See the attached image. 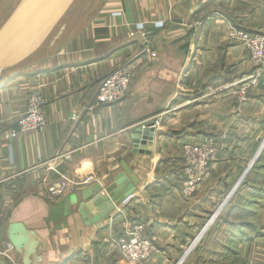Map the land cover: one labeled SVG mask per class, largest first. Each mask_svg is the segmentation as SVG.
<instances>
[{
    "label": "crops",
    "instance_id": "1",
    "mask_svg": "<svg viewBox=\"0 0 264 264\" xmlns=\"http://www.w3.org/2000/svg\"><path fill=\"white\" fill-rule=\"evenodd\" d=\"M227 1L105 0L94 14L68 22L62 37L25 76L0 85V261L22 264L23 255L7 239L9 225L22 223L39 241V259L32 257V264H126L109 241L143 224L155 250L149 264H179L215 213L182 202L188 180L182 176V145L216 135H254L259 145L264 136V74L243 100L237 92L248 84L245 50H222L223 64L215 71V43L224 39L220 27L226 29L231 18L215 15L212 8ZM18 2L0 0V18ZM237 19L246 31L264 34L262 8ZM231 61L238 63L233 81L225 72ZM118 68L133 76L128 93L117 103L98 105L100 80ZM33 91L45 102V126L19 131L11 119L25 111ZM152 119L159 126L153 145L145 148L150 155L134 153L130 132ZM49 161L62 164V175L79 183L58 202L46 200L44 190L32 185ZM121 163L138 179L134 193L104 219L87 225L77 210L83 191L94 184L103 189L109 178L124 173ZM219 169L216 180L224 187L229 179L224 159L217 158L204 182ZM252 175L261 189L255 193L263 201L260 207L223 209L209 228L211 238L203 241L214 250L207 257L192 254L180 264H232L236 259L237 264H259L264 257V168ZM243 212L251 216L232 223L230 217ZM232 246L239 248L233 257Z\"/></svg>",
    "mask_w": 264,
    "mask_h": 264
},
{
    "label": "rangeland",
    "instance_id": "2",
    "mask_svg": "<svg viewBox=\"0 0 264 264\" xmlns=\"http://www.w3.org/2000/svg\"><path fill=\"white\" fill-rule=\"evenodd\" d=\"M8 1L9 0H6V2ZM104 1L105 0H77L75 4L71 7V9L68 11L66 16L63 18L61 23H68L74 20L80 21V18H82V20L84 18H87L88 16L94 14L95 13L94 11L96 10V8H98L100 3H103ZM223 3L224 4H221V5H218L212 8V11L214 12L215 15L219 16L222 14H226L227 16L231 18L230 24L228 23L226 24L227 25L226 29L224 28L222 29V26L220 27V31L222 30V33H224V39H222L220 42H218V39H217V42L215 43L216 49L218 52L215 71H218L219 68L221 70V66L223 64V61H222L223 58H222V52H221L222 50L226 51L228 47H233V46H238V47H241L243 50H245L246 52L245 63L248 65L247 74H246L247 76L246 79L248 80L247 81L248 84H244L243 86H240L237 92L238 94L237 96H240V97L242 96V99L244 100L245 98L244 95L246 96L249 94V91L253 88V85L256 84L259 78L264 74V58L254 59L253 53L250 47H247L245 42L243 43L241 39H238L235 32L247 34V36H261V37H264V34L250 33L246 31L243 26V24L245 25V23L239 22L237 19V16L241 14H246V16L248 17L255 10H258L260 8L264 10V0H229ZM2 4L3 3H1L0 5ZM11 9L12 7L8 8L7 14L1 15L0 26L2 25L1 22L5 21L6 18L9 16ZM1 10H3V7H1ZM252 17H255V16H252ZM241 19H245V18H241ZM248 22L249 21L247 20L246 25H248ZM239 27H241L244 30L237 29ZM56 32L57 30H55L53 34H55ZM42 51L44 50L41 48L40 51L35 56L36 60L45 54V52H42ZM257 52L261 53L262 56H264V47H258ZM235 64L238 65V63L234 61H231L230 65L228 63L225 64L226 65L225 72L231 78L232 81L236 79L234 77V74L236 73L237 65ZM251 74L253 75L252 77H250ZM19 78L21 77L14 78L13 81L20 80ZM132 79H133V76L131 75L130 82H132ZM19 87H23V86L20 85ZM16 88H10L9 91L15 90ZM33 95H36V91L30 92L28 96L26 97L25 111L22 114H19L16 117V119L15 118L11 119V124L15 125L17 130L19 131H22L20 129L22 117L23 115L29 113L28 112L30 110L29 102H30V98ZM110 104H113V103H110ZM28 131H31V130H28ZM257 137L258 136H254V135L250 137L249 136L248 137H243V136L224 137V136L216 135V136L207 137V139L200 140L194 145L201 147L200 149L201 154L205 152L208 154L209 162H205V164H202L199 159H191L192 157L189 154V149H190L189 144L182 145L181 147V151L183 154L182 176L184 179L188 178L186 182L187 186L185 185L182 186L183 187L182 192L184 195V198H182L183 200L182 202L188 203L187 205H184V206H190V204L193 203V206H198L200 208H205V209L214 208L215 213H214V216L210 217L204 224H202L203 226L200 227V229L196 232V236L190 243V247L186 249V251L182 254V259L179 261V264L181 261L184 262V260L187 257H190L192 254L195 257L196 255H198V257L199 256L207 257L209 253L211 252V250L212 251L214 250L213 248L205 245L203 241H207V239L211 238L212 233L211 231L209 232V228L214 223V220L217 217H219L218 215L223 212L222 211L223 209L240 208L241 210L242 209L248 210L249 208L254 207V206L260 207V205L263 203V201L258 199V197L255 194V193L260 192L261 189L260 187L257 186V182H256L257 178L255 179V176L252 175L255 172V170L259 168H264L263 166L264 159H261L262 162L261 161L259 162L260 157L263 153L262 151H264L263 150L264 136L261 138L260 144L255 145ZM238 142H240L239 145H238ZM228 148H231L232 152L230 154L226 153V149ZM234 150H236V152H233ZM223 155H224V158H223ZM217 158L218 160L219 159L225 160V169H223V172H225V175H226L225 180L229 178L228 179L229 182L228 181L225 182L224 187L222 186L221 183H217V180H216L218 177H221L222 175L221 169L218 170L219 174L214 175V179H210L207 183L204 182L207 179L206 177L208 176V173L211 169V165L214 164V162H217ZM51 161L53 162V160ZM51 161H49V163H47L46 166L45 165L43 166V172L41 173L40 177L36 181L32 182L33 187L35 188L37 187L38 190H44L43 194H45L44 197L46 198V200H48L47 194H48L49 187L55 186V185L60 186L64 178L66 179L70 178V177L62 175V172H63L61 170L63 167L62 164L56 166L57 163L51 164L52 163ZM199 164L201 165V168L199 167ZM228 164L230 165L229 169L226 168ZM196 178L199 180H195ZM49 182L51 183L49 184ZM226 183H229V185H227ZM63 196L64 195L62 196L60 195L59 197H51L48 201L58 202ZM248 216H251V215H248ZM248 216L245 215V212H243L238 216L232 215L230 219L232 223L233 221L235 222V220L240 222L246 218H249ZM253 218L254 217H252L251 219H248L246 222L252 220ZM137 226L138 224L135 225L130 230L127 229L121 233H116L115 235L117 236H114V239L118 237H122V236L127 237L128 235H131L132 233H134V228ZM140 226H141V229L139 230L138 235L148 245V257L147 259L141 261L140 263H135V264H149L151 263V260L153 259V254L155 250L152 246L151 239L148 238L146 235V227H144L143 224H140ZM114 251L122 258L124 263L127 264L126 260L122 257V255L119 253V251L116 248H114ZM238 251H239V248L232 246V252H231L232 257L234 255H238L236 254L238 253ZM259 258L262 259L261 261H259V264H264V257L261 256ZM235 261L234 262L232 261V264H237L235 263Z\"/></svg>",
    "mask_w": 264,
    "mask_h": 264
},
{
    "label": "water",
    "instance_id": "3",
    "mask_svg": "<svg viewBox=\"0 0 264 264\" xmlns=\"http://www.w3.org/2000/svg\"><path fill=\"white\" fill-rule=\"evenodd\" d=\"M76 1L19 0L0 26V82L2 72L22 64L44 45L45 54L53 48L67 26L61 21ZM55 30L57 32L53 34ZM154 133L152 121L133 129L129 135L133 152L150 155L145 148L153 145ZM121 167L124 173L109 178L103 189L94 184L83 191V200L78 203L77 210L87 225L104 219L134 193L138 179L124 163ZM7 239L15 252L23 255L22 264H32V257L39 250L34 232L27 230L22 223H11ZM0 264L5 263L0 261Z\"/></svg>",
    "mask_w": 264,
    "mask_h": 264
},
{
    "label": "built area",
    "instance_id": "4",
    "mask_svg": "<svg viewBox=\"0 0 264 264\" xmlns=\"http://www.w3.org/2000/svg\"><path fill=\"white\" fill-rule=\"evenodd\" d=\"M238 39H241L243 43L250 47L253 53L254 59H262L261 53H258V47H264V37L261 36H247L240 32H235ZM234 37V35H233ZM149 58H151V50L148 48L145 50ZM131 72L126 68H118L106 77L102 78L95 94V101L98 105H105L114 102H119L124 98L125 94L128 92L131 81ZM45 102L36 93L30 98V110L28 114L23 115L22 122L20 124L22 131L36 130L41 131L44 128L45 121L43 117V106ZM156 128L159 124L156 119L151 120ZM150 121V122H151ZM15 132L10 134V137H14ZM201 147L196 145H191L189 149V154L191 159H199L202 164L209 162L208 154L205 152L201 154ZM64 158L68 159L69 155H63ZM201 168V165L199 164ZM199 178V177H197ZM195 180H199V179ZM79 183L72 178H64L61 185L51 186L48 189L47 199L51 197H59L60 195H65L69 190L78 186ZM191 185V183H190ZM212 221V220H211ZM141 226L138 225L134 228V233L128 235L127 237H112L109 241V247L114 250L116 248L122 257L126 260L127 264L140 263L141 261L147 259L148 257V245L144 242L138 235ZM9 247H12L9 244ZM13 249V248H12Z\"/></svg>",
    "mask_w": 264,
    "mask_h": 264
},
{
    "label": "trees",
    "instance_id": "5",
    "mask_svg": "<svg viewBox=\"0 0 264 264\" xmlns=\"http://www.w3.org/2000/svg\"><path fill=\"white\" fill-rule=\"evenodd\" d=\"M44 47H45V45H44ZM44 47H42V49H44ZM42 52H44V51H42ZM36 55H37V53L35 55H33L32 57H30L25 62H23L22 64L14 67L12 69H9V70L2 72L0 85H2L5 82L7 83L10 80H14V78L25 76L27 69L34 62Z\"/></svg>",
    "mask_w": 264,
    "mask_h": 264
},
{
    "label": "bare ground",
    "instance_id": "6",
    "mask_svg": "<svg viewBox=\"0 0 264 264\" xmlns=\"http://www.w3.org/2000/svg\"><path fill=\"white\" fill-rule=\"evenodd\" d=\"M16 89H18V88H16ZM16 89H15V90H16ZM15 90H13V91H15ZM114 103H117V101H116V102H114ZM157 126H159V124H158ZM155 129H156V128H155ZM263 150H264V148H263Z\"/></svg>",
    "mask_w": 264,
    "mask_h": 264
}]
</instances>
